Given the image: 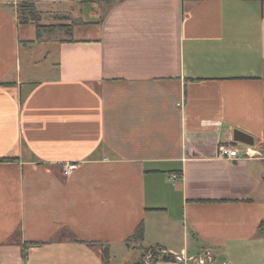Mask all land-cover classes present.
<instances>
[{
	"label": "crops",
	"instance_id": "1",
	"mask_svg": "<svg viewBox=\"0 0 264 264\" xmlns=\"http://www.w3.org/2000/svg\"><path fill=\"white\" fill-rule=\"evenodd\" d=\"M35 1L76 22L0 0V264H264V0Z\"/></svg>",
	"mask_w": 264,
	"mask_h": 264
},
{
	"label": "built area",
	"instance_id": "2",
	"mask_svg": "<svg viewBox=\"0 0 264 264\" xmlns=\"http://www.w3.org/2000/svg\"><path fill=\"white\" fill-rule=\"evenodd\" d=\"M257 153L251 149V147L245 146L244 148H239L229 144H219L217 147L215 158L218 160H238V159H248L256 157ZM77 168L76 164H66L64 166V174L69 175L74 169ZM156 250V249H155ZM155 250H149L144 257L142 264H154V253ZM162 253H168L166 250H161ZM173 254V253H172ZM174 255V254H173ZM178 260H181V256L175 255ZM193 260L198 264H215L212 254L208 251L204 252L200 256L193 257ZM229 264V263H221Z\"/></svg>",
	"mask_w": 264,
	"mask_h": 264
},
{
	"label": "trees",
	"instance_id": "3",
	"mask_svg": "<svg viewBox=\"0 0 264 264\" xmlns=\"http://www.w3.org/2000/svg\"><path fill=\"white\" fill-rule=\"evenodd\" d=\"M18 18H19L20 22H22V23H31V24L36 26L37 39L38 40H41L43 37V34L46 31H48L50 28H56V27H54L55 25H43V24H41L42 19L40 17V13L38 11V7H37L35 0H18ZM62 19H64V18H62ZM74 22H76V21H71V24L69 25L70 26L69 32L71 31V27H72ZM60 28H62L65 31H68V28L65 25H63V26L60 25ZM1 160L10 161L11 158L7 157V158H2ZM143 231H144V228H143V225L141 223L138 226V228L136 229L132 238L142 239L143 238ZM152 250H155V249H152ZM170 255H172V254H170ZM104 256H105L104 262H105V264H108L109 254H108L107 248L104 249ZM162 260L170 261V260H174V258H172V256H165V257H163ZM153 263H154V261H153Z\"/></svg>",
	"mask_w": 264,
	"mask_h": 264
},
{
	"label": "rangeland",
	"instance_id": "4",
	"mask_svg": "<svg viewBox=\"0 0 264 264\" xmlns=\"http://www.w3.org/2000/svg\"><path fill=\"white\" fill-rule=\"evenodd\" d=\"M40 9V10H39ZM38 9V11H39V13H40V17H41V19H45V20H47V19H58V20H60L59 18H63V17H60L59 15H57V16H53V18H52V16H51V10H49L48 8H44V7H40ZM66 18H64L63 20H65V21H69L70 19L67 17V16H65ZM72 19V18H71ZM71 22V21H70ZM63 25H65V26H67V28H68V31H62V30H58L57 28H50L48 31H46L44 34H43V39L47 36V35H53V34H55V33H57L58 31H62L64 34H65V36H68L69 35V30H70V26L66 23V24H63ZM62 25V26H63ZM58 26H60V25H55L54 27H58ZM57 37V36H56ZM238 147L239 148H242L243 147V145L242 144H239L238 145ZM138 246V245H137ZM136 246V247H137ZM144 249L143 248H138V249H135L134 247L133 248H129V249H122V248H117L115 251H116V258L115 259H113V261H111L112 262V264H137V262L140 260V258H141V254H142V251H143ZM149 251V250H148ZM147 250L144 252V254H146V252H148ZM143 254V255H144ZM144 257H145V255L143 256V259H144Z\"/></svg>",
	"mask_w": 264,
	"mask_h": 264
},
{
	"label": "water",
	"instance_id": "5",
	"mask_svg": "<svg viewBox=\"0 0 264 264\" xmlns=\"http://www.w3.org/2000/svg\"><path fill=\"white\" fill-rule=\"evenodd\" d=\"M234 140L238 142H244L249 145H252L254 143L252 137L240 131L234 132Z\"/></svg>",
	"mask_w": 264,
	"mask_h": 264
}]
</instances>
